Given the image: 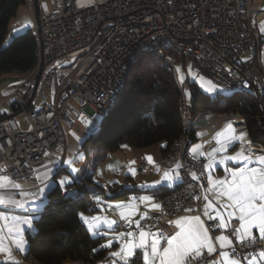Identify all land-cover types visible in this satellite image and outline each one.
Returning <instances> with one entry per match:
<instances>
[{"label": "built area", "instance_id": "built-area-1", "mask_svg": "<svg viewBox=\"0 0 264 264\" xmlns=\"http://www.w3.org/2000/svg\"><path fill=\"white\" fill-rule=\"evenodd\" d=\"M34 8L35 0L31 15ZM254 15L251 0H60L59 6L40 19V25L35 24L43 46L44 70L19 78L20 85L11 97L15 114L0 119V167L7 168L8 174L21 183L32 179L42 164L57 158L63 162L67 151L64 128L73 126V118L85 128L87 121H95L110 102L134 51L160 47V38H178L185 47L186 57L164 56L175 62L183 60L190 89L193 83L186 69L188 60L200 76L225 90L247 84L264 91L256 68L258 60L248 58L256 51L254 40L262 41ZM185 101L189 108L187 98ZM20 115L27 129L18 122ZM228 117L237 130L246 129V117ZM193 135L194 122H190L189 142ZM189 142L179 156L168 152L164 158L184 164L181 180H189V187L160 197L167 213L184 215L176 210L199 206L192 199L198 189L193 187L196 182L189 173L199 175L207 160H193ZM211 148L209 145L207 150ZM137 172L149 175L153 166L143 163ZM69 190H77V186L70 185ZM150 215L156 219L149 223L171 232L167 221L176 216H161L160 212ZM115 228L131 230L122 220ZM18 259L20 264H34L23 254Z\"/></svg>", "mask_w": 264, "mask_h": 264}, {"label": "snow or ice", "instance_id": "snow-or-ice-1", "mask_svg": "<svg viewBox=\"0 0 264 264\" xmlns=\"http://www.w3.org/2000/svg\"><path fill=\"white\" fill-rule=\"evenodd\" d=\"M260 31L264 33V24L260 26ZM192 75L196 79V75ZM183 80L181 75L180 82L183 83ZM199 80L210 103L216 102L221 94H226L224 88L211 80L205 81L202 76ZM87 123L92 125L88 134L98 130V125L91 120ZM214 139L217 147L209 152L200 150L201 145L191 150L193 160L203 157L208 163L202 165L199 175L196 171L189 173L196 182L193 187L198 189L192 194V199L199 206L176 210L183 211L184 215L163 211L162 206L153 202L150 196L133 197L127 205H115L117 209H129L127 213L123 210L119 212L120 220L131 229L126 232L113 227L117 225L115 220L105 217L102 221L101 217H86L82 212L78 214L93 236L101 234V221L113 233V238L101 244V248L111 249L114 240L119 243L117 250L109 252L108 264H264V151L255 152L247 140V134L237 132L232 123H228L225 130L217 133ZM77 140L82 141L83 138L77 137ZM237 142L239 151L228 154ZM82 159L80 155L75 160H65L63 163L67 165L69 175L63 176L58 182L51 180L53 169L44 165L46 171L35 177L40 183L36 186L37 191L32 193L24 192L21 184L8 174V169L0 167V173H3L0 175V192L4 193L0 195V207L23 209L30 213L23 217L0 215V222H3L0 227V264H20L18 255L25 253L28 246L25 226L29 230L34 227L33 221L46 211L48 196L57 184L66 198L76 196L68 186L73 182L72 178L78 179L76 174L80 170L74 165ZM147 160L154 164L151 156ZM51 163L59 166L60 160L57 158ZM217 165L223 168L221 177L215 175ZM155 167L157 172H162L160 180L154 185L141 187L173 185L182 179L180 169L184 164L180 162L163 170ZM131 171L135 175V170ZM14 193L23 199H14ZM95 199L98 206L103 203L99 196ZM136 199L145 206L146 211L139 210L134 203ZM149 212L176 216L167 221L171 232L149 223L156 219ZM138 213L139 220H133L132 217Z\"/></svg>", "mask_w": 264, "mask_h": 264}, {"label": "trees", "instance_id": "trees-1", "mask_svg": "<svg viewBox=\"0 0 264 264\" xmlns=\"http://www.w3.org/2000/svg\"><path fill=\"white\" fill-rule=\"evenodd\" d=\"M25 4L26 0H0V76L14 72L29 74L37 65L34 30L10 35V22ZM191 89L194 110L246 117L251 143L264 149V91L254 87L246 93L221 94L216 102L210 103L197 84H192ZM182 94V85L173 68L152 55L142 56L131 68L124 90L100 120L98 130L83 146L116 152L123 145L145 149L165 142V155L186 132L180 107ZM72 185L79 190L72 198H66L58 187L51 191L46 211L34 221L33 234L27 235V256L40 264L69 261L98 264L108 258L110 249L100 247L104 244L102 239L93 238L78 215L95 209L86 193L84 179L75 178ZM171 190L159 191V196Z\"/></svg>", "mask_w": 264, "mask_h": 264}, {"label": "crops", "instance_id": "crops-1", "mask_svg": "<svg viewBox=\"0 0 264 264\" xmlns=\"http://www.w3.org/2000/svg\"><path fill=\"white\" fill-rule=\"evenodd\" d=\"M39 2L40 0H38V13H39ZM251 6L255 14L254 20L256 23L257 31L260 34L262 41L260 42L258 49H256V51H254L250 56H248V58L254 57L258 60L256 64V68L258 69L260 73L261 79L264 81V33H261L260 31V26L264 24V0H251ZM49 10L50 9L48 8L46 12H48ZM35 11H36V8H35ZM13 74H15L16 77L19 76L20 78V73L14 72ZM13 81L19 82L18 77L14 78ZM18 87H19L18 85H14L13 87H8L5 90V95H6L8 102L10 103L12 112L11 114L2 112L1 105H0V119L4 117L13 116L15 114V107L12 103L11 97H12L13 92ZM200 89L203 90L201 87ZM190 90H191V94L190 96H188L187 94V102L190 105L189 106L191 109L190 115H191L192 121L194 122V135H193V138L189 142V152L191 154V150L198 145L202 146L200 150L204 152H209L211 149L217 147L216 140L214 139L217 133L223 132L227 124L232 123V122L230 121L229 117L226 115H220V114H215V113H208V112H201L198 110L197 111L194 110L193 108V97L194 96H193L192 89ZM232 125L234 128H236V126L233 123ZM239 131L245 132L247 134V140L251 142L249 134L246 129L237 130V132ZM209 145H212V148L208 151L207 147ZM251 145H252V148H256L255 152L257 153L261 152V150H259L258 147L253 146L252 143ZM166 147H167V144L165 142L154 145L149 148H145V149L136 148L130 145H123L116 152H109L108 150L102 147H98L101 150L100 160L105 159L103 162L105 173H102L103 179H101L100 183H103L102 181H104L105 185L109 187L110 191L115 194L108 196L106 194L107 193L106 190H108V188L105 187L102 189L103 193H105L103 194V196L105 195L104 199L107 203V204L105 203L101 204L104 207L102 208L100 204L99 206L97 205V201L92 200V197L97 196V194H93L88 189V184L84 180V184L86 185V193L89 197V201L92 203L95 209H94V212H85L83 214L86 217L89 216L88 214H92V215L95 214L94 217H101L102 221H103V218L106 217L107 219L115 220L118 223L119 221H121L119 212L123 210L127 213L129 209L127 208L117 209L115 207L116 204L127 205L129 204L130 201H132L133 197L138 198L141 196H150L153 198V202L160 204L159 191L174 189L180 184L181 180L177 181L173 185L164 184V185H156L155 187H141V186L142 185H154L156 184L157 181L160 180L162 172H157L155 166H158L161 168V170H163V169L174 167L175 164L177 163L176 161L167 162L164 160L165 158L164 151ZM239 147H240L239 143L237 142L236 144L233 145L232 148L229 149L228 154H233L234 151H239ZM149 156L152 157L154 164H151L148 162L147 157ZM200 158H203V157H200ZM217 159H219V156H217ZM61 163H62L61 166L60 165L55 166L51 162H47L45 164L40 165L37 168L36 174L32 177V179L20 183L22 190L26 193H32V192L37 191L36 186L40 183V181L36 180L35 177L46 171L45 167H43L46 164L48 165V167H51L53 169L51 180L58 182L62 178V173L63 174L68 173L67 168L63 166L64 163L63 162ZM143 163H147L153 166V173L149 175L139 174L137 172V169ZM131 169L135 170V175L132 174ZM95 174H96V171H94V175ZM215 175L217 177H221L223 175V168L221 166L217 165ZM89 183L91 185H96L97 187L102 188L101 186L96 184L93 180H89ZM57 187L59 188L58 184L56 185L55 188ZM3 194H4L3 192H0V195H3ZM13 198L23 199L21 195L15 194V193L13 194ZM134 203L138 206L141 212L147 210L145 206L141 204L138 199H136ZM27 206L28 205H26V207ZM150 213L151 212H149V214ZM0 215L23 217V216L30 215V213L23 209H15V208L5 209L3 207H0ZM139 218H140L139 213L132 217L133 220H139ZM34 221H33V224H34ZM102 221L100 224L99 232L104 233V232L110 231ZM141 223L143 224L144 221H141ZM2 226H3V222H0V227ZM115 226L116 225H114L113 227ZM86 227L88 226L86 225ZM34 230H35L34 227L31 230H29L25 226V239L26 240H27V235L31 234L32 231ZM5 232H6V229H5ZM100 238L102 239L103 243H105V241L107 240V236L103 234ZM118 248H119V243L116 242L113 244V247L110 249V251L117 250ZM27 253H28V246H27V251L23 253V255H28ZM108 260H109V254H108V258L104 262L98 263V264H108ZM65 264H73V262L69 261V262H66Z\"/></svg>", "mask_w": 264, "mask_h": 264}, {"label": "rangeland", "instance_id": "rangeland-1", "mask_svg": "<svg viewBox=\"0 0 264 264\" xmlns=\"http://www.w3.org/2000/svg\"><path fill=\"white\" fill-rule=\"evenodd\" d=\"M59 4H60V0H40V2H39V17H40V19L47 13L46 10L48 8L51 10L52 8L59 6ZM35 24H37L35 8H34V14L31 15V11L29 10L28 5L25 4L24 6L20 7L17 15L14 18H12V20L10 22V26H9L10 35L11 36L19 35V34L26 32L27 30H29L31 28L34 29ZM11 36H9L8 40L11 39ZM189 66H191V68H189ZM174 69H175L177 79L179 82H180L181 75H183V77H184L183 83H181V82L180 83H181L182 87H184L188 78H186L183 60L176 62ZM177 69H179V71H177ZM186 69L188 70L191 83L198 84L200 86L199 77H201V76L199 75L197 68L193 65V62L191 60L187 61ZM192 74L196 75V79H193ZM17 77L19 79V76H17ZM17 77L13 73L0 76L1 111L6 112L7 114H11L12 110H11L10 103L8 102V100L6 98L5 90L8 87H13L14 85H18V86L20 85V82L13 81V79L17 78ZM27 77H28V74H20V78H27ZM204 79H205V81H208V79H206L205 77H204ZM55 91H56V82L54 81L52 83V93L54 94ZM185 92H186V96H187V94H188V96H190V94H191L190 88H186ZM226 94H230V93H228L226 91ZM46 97H47L48 101L51 102L50 89L46 90ZM42 104H43L42 101L39 102L38 107L41 108ZM102 118H103V114H100L95 119V121H93L92 123L99 126L100 120ZM17 120L21 124V127L23 129H27V126H25V124L23 122L22 115H20ZM72 121H73V126L71 128H69V127L64 128V131L66 134V139H67V152L65 154L64 161L68 160V159H74L75 160V158L77 156L82 155L83 159L76 161V163L74 165L77 169L80 170L76 174V176L78 177V179H84L86 181V183L88 184V189L93 194H97V196H99L101 198V201H103V203H101V204H104V203L107 204L105 199H104L105 195L103 196V194H105V193H103V190H102L103 188H105L107 186L105 185L104 181H102L104 184L100 183L101 179H103L102 173H105V168H104V164H103L105 159L100 160L101 150H100V148H98L99 146H90V145L83 146L84 141L86 139H88L93 134V133L88 134V129L92 125H89L88 123H86V128H85L82 124L78 123L75 118H73ZM77 137H81V138H83V140L78 141ZM61 165H62V163L60 162V166ZM63 166H65L67 168L68 173H65V174L62 173V177L65 175H69V169H68L67 165L63 164ZM94 171H96L95 175H94ZM72 179H74V178H72ZM89 180H93L96 184H98L102 188H99L96 185H91L89 183ZM107 188H108V190H106L107 191L106 194L108 196L115 194V193L110 191L109 187H107ZM75 193H76V195L79 194V190L75 191ZM97 196H95V197H97ZM95 197H92V200L96 201ZM101 204H100V206L102 208H104ZM88 215H89L88 217H94L95 214L94 215L88 214ZM33 232L34 231H32L31 234H33ZM107 233H108V235H106L107 240L112 239L113 233L111 231H108ZM102 234L103 233H101L99 235H95V236H93L91 234V236L93 238H100L102 236ZM114 243H116L115 240H114ZM112 251H115V250H112Z\"/></svg>", "mask_w": 264, "mask_h": 264}, {"label": "bare ground", "instance_id": "bare-ground-1", "mask_svg": "<svg viewBox=\"0 0 264 264\" xmlns=\"http://www.w3.org/2000/svg\"><path fill=\"white\" fill-rule=\"evenodd\" d=\"M26 1H27V5H28L29 9L31 10L33 7V0H26ZM33 30L35 32V35L37 38V44H38L37 45V51H36L38 61H37L36 67L33 68L29 73H31V72H42L44 70L43 46L40 44V35L38 33L37 26H35V28ZM260 42H261V40H254V50L258 49ZM170 53L174 57H186L185 47L181 44V42L178 38H173V37L160 38V47H154V49H151L150 47L137 48V50L134 51V54L129 59V62H127L126 65L124 66L123 72L120 76V83L117 85L116 91L113 92V95L110 98V102L107 103L106 109L103 111L102 114L103 115L106 114V112L111 108V106L114 105L118 95L121 94L122 91L124 90V87H125V84H126L128 77H129V73L131 71V68L133 67V65L135 64V62L138 59H140L144 55H152L156 58L164 60L166 64H168L171 68L174 69L176 62L174 60L164 56V55H170ZM182 88H183V94L181 97L180 107H181V116H182V119L184 121V126H185L184 128H185L186 132L165 153L164 157L168 156V152L172 153V156H179L180 151H183L184 147L189 142L190 122H193V121H192V118L190 115L191 109H190V107L189 108L186 107V101H185L187 98L186 93H185V89L190 88V83L188 82V80L186 81L185 86ZM252 89L253 88L249 87V86L244 87V85H235L234 88L227 89L226 91L228 93H237V92L246 93ZM186 187H189V180H181L179 186H177L176 188H174L170 192H177L178 190L185 189ZM25 259H30V263L40 264L34 258L28 257L27 255H25ZM76 264H83V263L78 262Z\"/></svg>", "mask_w": 264, "mask_h": 264}, {"label": "water", "instance_id": "water-1", "mask_svg": "<svg viewBox=\"0 0 264 264\" xmlns=\"http://www.w3.org/2000/svg\"><path fill=\"white\" fill-rule=\"evenodd\" d=\"M35 8H36L37 25H40V17L38 13V0H35Z\"/></svg>", "mask_w": 264, "mask_h": 264}]
</instances>
